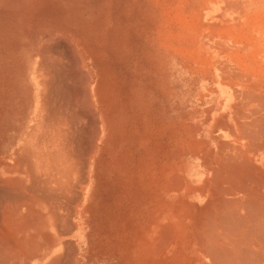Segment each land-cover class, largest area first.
<instances>
[{"label": "rangeland", "instance_id": "1", "mask_svg": "<svg viewBox=\"0 0 264 264\" xmlns=\"http://www.w3.org/2000/svg\"><path fill=\"white\" fill-rule=\"evenodd\" d=\"M263 92L264 0H0V163L35 136L19 211L37 264H208L203 165L219 142L247 153Z\"/></svg>", "mask_w": 264, "mask_h": 264}, {"label": "bare ground", "instance_id": "2", "mask_svg": "<svg viewBox=\"0 0 264 264\" xmlns=\"http://www.w3.org/2000/svg\"><path fill=\"white\" fill-rule=\"evenodd\" d=\"M50 73L46 72L45 76L52 74ZM47 82L43 84L47 90V94H43V116L50 120L49 92L53 88ZM249 101L251 103V100ZM256 102L264 106V100ZM259 118L261 117L256 116L250 125L255 132L251 136L244 135L245 126H249L244 124L246 122L236 124V121L234 125L237 137L242 136L244 132L242 138L247 137V144L250 146L247 149L253 154L250 155L248 151L246 153V149L235 152L236 149L231 144L219 142L220 152L214 154L216 159L211 158L206 165H203L206 179L201 181L200 191L204 196L199 201L193 226L198 238L197 250L207 259L208 264H264V130H262L264 127L261 124L263 121H258ZM222 132L224 138L233 134L232 127L227 126ZM34 142L35 136L32 140H25L24 145L17 148L13 166L3 167L0 163V264L39 263L36 262L35 257L38 244L36 240L39 239L38 230L30 233L28 228L23 226L19 211L22 202L19 188L22 184V172L19 168L22 166L23 156L33 154L37 148ZM27 160L30 162V159ZM24 257H27L26 263L22 262ZM53 263L55 260L52 257L48 258L47 264Z\"/></svg>", "mask_w": 264, "mask_h": 264}, {"label": "crops", "instance_id": "3", "mask_svg": "<svg viewBox=\"0 0 264 264\" xmlns=\"http://www.w3.org/2000/svg\"><path fill=\"white\" fill-rule=\"evenodd\" d=\"M141 139V138H140ZM143 166H142V169H143V172H144V177H145V167H146V162L144 161L143 162ZM137 193V196L136 198H138L139 200L142 199V202H144V207H145V202H146V199H147V185L146 187H144V190L141 191V186L139 188V190L136 192ZM141 193H142V196H141ZM143 206V205H142ZM135 223L139 226L138 228V232L135 233V235H133V238L136 239V240H147V238H150V236L147 235L148 233V230H147V220L145 219L144 216H138L135 218ZM143 232H140V230Z\"/></svg>", "mask_w": 264, "mask_h": 264}]
</instances>
